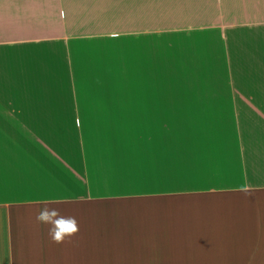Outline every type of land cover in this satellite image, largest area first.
I'll list each match as a JSON object with an SVG mask.
<instances>
[{"label": "crops", "instance_id": "0c3cea01", "mask_svg": "<svg viewBox=\"0 0 264 264\" xmlns=\"http://www.w3.org/2000/svg\"><path fill=\"white\" fill-rule=\"evenodd\" d=\"M252 81L264 0H0V264H264Z\"/></svg>", "mask_w": 264, "mask_h": 264}, {"label": "rangeland", "instance_id": "374dc122", "mask_svg": "<svg viewBox=\"0 0 264 264\" xmlns=\"http://www.w3.org/2000/svg\"><path fill=\"white\" fill-rule=\"evenodd\" d=\"M176 82L171 81V89L173 92H176L174 90L181 89V86H182L181 85L180 87H178L182 83V81L180 83H178L177 85H175ZM185 82L186 81H183V83H185ZM198 82L201 83L202 81H198ZM203 82L204 83H210L211 81H203ZM212 83L215 84L214 88L216 90H218L217 92H221V93L242 92V90H241L242 81H212ZM249 84H250V86H249L250 92H259V90L263 89V87H264L263 83L260 84L258 82H253V83H249ZM155 89H157V87H155Z\"/></svg>", "mask_w": 264, "mask_h": 264}]
</instances>
